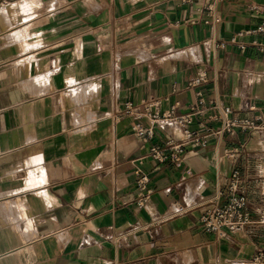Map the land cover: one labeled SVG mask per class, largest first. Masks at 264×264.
<instances>
[{
    "label": "crops",
    "instance_id": "0c3cea01",
    "mask_svg": "<svg viewBox=\"0 0 264 264\" xmlns=\"http://www.w3.org/2000/svg\"><path fill=\"white\" fill-rule=\"evenodd\" d=\"M262 23L264 0H0V264H249L264 229L218 237L200 216L234 171L252 215L264 202V131L208 137L177 168L143 158L176 127L143 119L148 140L120 110L158 99L196 107L192 130L264 124Z\"/></svg>",
    "mask_w": 264,
    "mask_h": 264
},
{
    "label": "built area",
    "instance_id": "2783aa9c",
    "mask_svg": "<svg viewBox=\"0 0 264 264\" xmlns=\"http://www.w3.org/2000/svg\"><path fill=\"white\" fill-rule=\"evenodd\" d=\"M183 3H192L195 0H180ZM258 10L257 7L253 8ZM211 22L220 21L218 15L209 10ZM257 31L264 33V23L258 27ZM235 42V38H231ZM207 81L204 71L197 73L188 81V87H196ZM159 100L145 101L139 105L131 102L124 103L120 112L131 118V130L139 137L148 140L154 136L153 126L142 124L143 119H149L153 125L164 127L174 126L178 130L176 139H169L162 145L151 146L143 158H150L158 164H171L180 168L183 163L187 149L204 148L207 146L208 137H220L224 133L234 134L240 131H264V124H256L255 121L244 118H233L225 120L217 130L207 128L201 123L197 130L190 129L194 121V116L198 113L196 107H190L185 113L178 114L177 106L160 113L158 110ZM225 114L231 113V109L226 108ZM148 177L139 170L135 171V194L138 208L146 206L152 194V189L148 186ZM239 177L237 171L232 172L224 191L216 192L209 200L210 207L200 216L201 229L211 235L223 236L226 234L238 233L247 227L256 226L264 229V202L252 213L246 207L245 197L239 192ZM193 205L183 203L174 204L172 213L168 217L185 214L190 211ZM249 264H264V250H258L252 257Z\"/></svg>",
    "mask_w": 264,
    "mask_h": 264
}]
</instances>
